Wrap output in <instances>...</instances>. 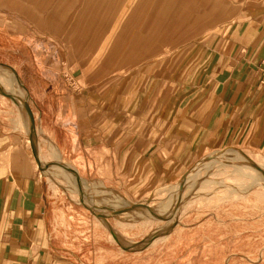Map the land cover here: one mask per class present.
<instances>
[{
	"label": "rangeland",
	"instance_id": "obj_1",
	"mask_svg": "<svg viewBox=\"0 0 264 264\" xmlns=\"http://www.w3.org/2000/svg\"><path fill=\"white\" fill-rule=\"evenodd\" d=\"M257 19L264 0H0V126L66 204L58 232L85 264H264V141L200 145L189 128ZM44 93L60 96L78 149L86 135L102 153L113 142L101 177L58 149ZM93 123L115 133H84Z\"/></svg>",
	"mask_w": 264,
	"mask_h": 264
},
{
	"label": "crops",
	"instance_id": "obj_2",
	"mask_svg": "<svg viewBox=\"0 0 264 264\" xmlns=\"http://www.w3.org/2000/svg\"><path fill=\"white\" fill-rule=\"evenodd\" d=\"M251 31L247 34L252 37L245 38L234 53L221 55L211 71L189 125L194 128L193 141L199 137L200 145L234 135L264 141V81L260 77L264 71V19L258 20ZM35 96L40 107L50 95ZM50 97H55L51 112L59 135L55 127L49 131L58 149L64 155L78 150L72 159L79 168L96 171L101 177L100 165L112 163L113 142L108 140L109 145L103 147L108 152L102 153L101 147L95 146L97 137L86 135L78 149L77 131L65 123V105L56 104L60 100L58 94ZM39 114L42 116L43 111ZM99 123L84 127V133H95L98 140L104 131L115 133L112 126L104 130ZM67 133L71 134V147L66 142ZM53 148L59 158V150ZM66 209L48 176L38 170L32 149L0 126V264H85L70 251L64 234L58 232L57 216Z\"/></svg>",
	"mask_w": 264,
	"mask_h": 264
},
{
	"label": "bare ground",
	"instance_id": "obj_3",
	"mask_svg": "<svg viewBox=\"0 0 264 264\" xmlns=\"http://www.w3.org/2000/svg\"><path fill=\"white\" fill-rule=\"evenodd\" d=\"M21 87H23L20 83H18ZM20 94V93H19ZM21 96V95H20ZM20 98V97H19ZM26 101V99H22L21 102L24 105V102Z\"/></svg>",
	"mask_w": 264,
	"mask_h": 264
},
{
	"label": "built area",
	"instance_id": "obj_4",
	"mask_svg": "<svg viewBox=\"0 0 264 264\" xmlns=\"http://www.w3.org/2000/svg\"><path fill=\"white\" fill-rule=\"evenodd\" d=\"M260 77H262L261 79L264 81V71L260 74Z\"/></svg>",
	"mask_w": 264,
	"mask_h": 264
}]
</instances>
